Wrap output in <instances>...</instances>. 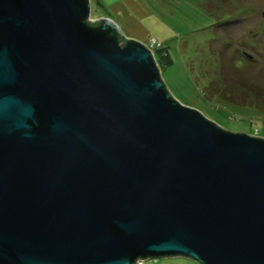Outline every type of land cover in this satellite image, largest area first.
<instances>
[{"label":"water","instance_id":"obj_1","mask_svg":"<svg viewBox=\"0 0 264 264\" xmlns=\"http://www.w3.org/2000/svg\"><path fill=\"white\" fill-rule=\"evenodd\" d=\"M89 13L0 0V264H264V137L180 103Z\"/></svg>","mask_w":264,"mask_h":264},{"label":"rangeland","instance_id":"obj_2","mask_svg":"<svg viewBox=\"0 0 264 264\" xmlns=\"http://www.w3.org/2000/svg\"><path fill=\"white\" fill-rule=\"evenodd\" d=\"M262 10L264 0H90L89 16L136 21L119 25L122 34L147 47L154 41L160 77L175 99L224 129L264 137V96L244 100L240 92L244 76L264 93ZM141 264L200 263L175 255Z\"/></svg>","mask_w":264,"mask_h":264},{"label":"trees","instance_id":"obj_3","mask_svg":"<svg viewBox=\"0 0 264 264\" xmlns=\"http://www.w3.org/2000/svg\"><path fill=\"white\" fill-rule=\"evenodd\" d=\"M85 21H90V22H95V23H98L100 22V19H94V20H89V19H85ZM125 38H123L122 36H118V41L121 43V42H124ZM160 53H163L161 52L160 50ZM153 58L155 59V62L157 63L158 65V60L157 58L154 56V52H153ZM240 78V77H239ZM240 81L244 84L245 88L244 90H241V94L243 95V99L246 100L247 97H249V95H252L253 97L257 96L259 97L260 95H262V97L264 96V93H261L260 94V90L258 89L259 87H257L255 84L251 83L249 80H247L244 76L240 78ZM231 97H233V95H231ZM155 259V258H153Z\"/></svg>","mask_w":264,"mask_h":264},{"label":"crops","instance_id":"obj_4","mask_svg":"<svg viewBox=\"0 0 264 264\" xmlns=\"http://www.w3.org/2000/svg\"><path fill=\"white\" fill-rule=\"evenodd\" d=\"M122 4V3H121ZM105 14H107L108 16H110V14H108V13H105ZM104 13H103V15H101V16H104L105 15ZM100 17V16H99ZM99 17H97V18H99ZM111 17V16H110ZM112 18V17H111ZM113 19V18H112ZM118 19H120V23H119V25L122 27V24H124L125 26H124V28H130V27H134V25H135V22L136 21H132L131 23H129V24H127V21L126 20H124V17L123 18H118ZM114 20V19H113ZM116 21H118L117 19H115ZM114 20V21H115ZM115 21V22H116ZM117 23V22H116ZM118 25V26H119ZM120 29V28H119ZM120 31H121V29H120ZM129 36H133V34H128ZM134 37V36H133ZM136 39H139V40H142V39H140L139 37H135Z\"/></svg>","mask_w":264,"mask_h":264},{"label":"clouds","instance_id":"obj_5","mask_svg":"<svg viewBox=\"0 0 264 264\" xmlns=\"http://www.w3.org/2000/svg\"><path fill=\"white\" fill-rule=\"evenodd\" d=\"M90 14V13H89ZM104 16H108L107 14H105ZM100 17H103V16H100ZM99 17V18H100ZM108 17H110V16H108ZM89 19H90V16L88 17ZM111 18V17H110ZM94 19H98V18H94ZM94 19H90V20H94ZM118 25V24H117ZM119 27V26H118ZM120 28V27H119ZM121 34H122V31H121ZM122 37L123 38H127V36H125L124 34H122ZM134 39H136V38H134ZM137 40H139V39H137ZM140 41V40H139ZM142 43V42H141ZM146 48H148L149 50H150V52H151V54H152V56H153V52L155 51V48H157V45L156 46H154V47H152V48H150V47H147L144 43H142ZM245 53V52H244ZM245 54H247V55H250V54H248V53H245ZM155 60V59H154ZM157 64V63H156ZM157 258V257H156ZM147 259H150V258H147ZM141 260H145V259H141ZM136 263V262H135ZM142 263V262H141ZM134 264V263H133Z\"/></svg>","mask_w":264,"mask_h":264},{"label":"built area","instance_id":"obj_6","mask_svg":"<svg viewBox=\"0 0 264 264\" xmlns=\"http://www.w3.org/2000/svg\"><path fill=\"white\" fill-rule=\"evenodd\" d=\"M150 41H151V40H150ZM154 46H156V44L154 43V41H151V42L148 43V47L152 48V47H154ZM136 262H138V263L141 264L142 260H141V259H138Z\"/></svg>","mask_w":264,"mask_h":264}]
</instances>
